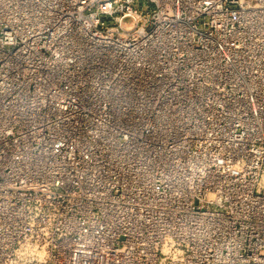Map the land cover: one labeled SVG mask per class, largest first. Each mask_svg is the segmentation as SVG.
Returning a JSON list of instances; mask_svg holds the SVG:
<instances>
[{
    "label": "built area",
    "instance_id": "1",
    "mask_svg": "<svg viewBox=\"0 0 264 264\" xmlns=\"http://www.w3.org/2000/svg\"><path fill=\"white\" fill-rule=\"evenodd\" d=\"M0 264H264V0H0Z\"/></svg>",
    "mask_w": 264,
    "mask_h": 264
}]
</instances>
